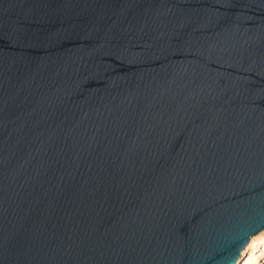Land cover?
<instances>
[{
  "label": "water",
  "instance_id": "obj_1",
  "mask_svg": "<svg viewBox=\"0 0 264 264\" xmlns=\"http://www.w3.org/2000/svg\"><path fill=\"white\" fill-rule=\"evenodd\" d=\"M264 231V0H0V264H237Z\"/></svg>",
  "mask_w": 264,
  "mask_h": 264
},
{
  "label": "rangeland",
  "instance_id": "obj_2",
  "mask_svg": "<svg viewBox=\"0 0 264 264\" xmlns=\"http://www.w3.org/2000/svg\"><path fill=\"white\" fill-rule=\"evenodd\" d=\"M262 232L258 234V235L263 234L261 236L262 240L259 239L258 241H255L254 244H253V247H249V249H247V247H248L247 246L245 248V250L242 252V256H241V258H240V260H239V262L237 264H264V252H263L264 251V231H262ZM258 235H256V236L258 237ZM256 236H254V237H256ZM252 250H253V253L256 254V257L253 260H251L250 262L247 263V259L249 258V254H250V252Z\"/></svg>",
  "mask_w": 264,
  "mask_h": 264
},
{
  "label": "bare ground",
  "instance_id": "obj_3",
  "mask_svg": "<svg viewBox=\"0 0 264 264\" xmlns=\"http://www.w3.org/2000/svg\"><path fill=\"white\" fill-rule=\"evenodd\" d=\"M263 233V232H262ZM263 234H261V235H258V237L256 236V237H252L251 239H250V242H249V244H248V247H247V249H249V247H253V244H254V242L255 241H258L259 239H261V236H262ZM262 240V239H261ZM258 248V247H257ZM259 250V249H258ZM256 251V250H255ZM264 252V251H263ZM246 253V252H245ZM248 253V252H247ZM258 256V255H257ZM256 257V254L255 253H253V250L250 252V254H249V258L247 259V263L248 262H250L251 260H253L254 258ZM253 263V262H252Z\"/></svg>",
  "mask_w": 264,
  "mask_h": 264
}]
</instances>
